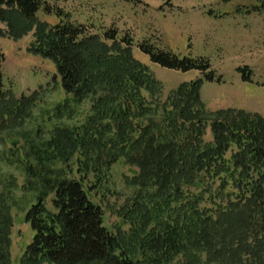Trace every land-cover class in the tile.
<instances>
[{"label": "trees", "instance_id": "trees-1", "mask_svg": "<svg viewBox=\"0 0 264 264\" xmlns=\"http://www.w3.org/2000/svg\"><path fill=\"white\" fill-rule=\"evenodd\" d=\"M40 11L53 12L44 0H0V25L7 26L0 37L17 41L35 30L30 52L52 61L63 90L80 104L92 99V110L83 126L57 128L51 140L30 146L37 163L27 169L29 190L39 193L26 213L33 239L21 264H264V118L209 120L176 100L165 115L169 125L153 131L146 120L159 105L143 95L153 82L131 56L133 40L114 29L94 35L62 12L58 24L42 23ZM138 48L162 68L216 81L206 59L147 40ZM4 63L0 47V125L29 119L40 100L38 92L15 99L6 91ZM208 124L211 143L204 139ZM167 137V146H156ZM77 152L86 172L100 174L122 159L138 167V189L120 213L129 234L109 231L83 182L48 166L68 165ZM51 194L53 210L46 205ZM12 227L11 205L1 194L0 264H11Z\"/></svg>", "mask_w": 264, "mask_h": 264}, {"label": "rangeland", "instance_id": "rangeland-1", "mask_svg": "<svg viewBox=\"0 0 264 264\" xmlns=\"http://www.w3.org/2000/svg\"><path fill=\"white\" fill-rule=\"evenodd\" d=\"M44 1L53 12L40 11L37 18L42 23L58 24V14L62 12L64 20L84 25L94 35L102 37L114 29L120 37L133 40L131 56L147 68L153 82L143 95L148 103L159 105L156 113L146 120L153 131L169 125L171 118L165 115L172 111L169 107L176 100L178 107L184 106L186 112H199L209 120L230 114L264 118V0ZM0 28L7 33L6 25L1 24ZM35 34L33 30L17 41L8 35L0 37L5 54L6 91L15 99L33 92L40 95L29 119L9 120L8 124L0 125V195L8 198L13 217L11 264H21L33 239L25 217L39 190H29L27 169L37 163L30 146L51 140L57 128L83 126L92 110V99L80 104L63 90L52 61L30 52ZM146 40L160 48H170L180 56L208 60L216 81L205 82L196 71L184 73L154 64L138 48ZM245 77H250V81L246 82ZM176 114L174 120H179V109ZM204 139L213 142L209 124ZM169 140L160 138L156 146L162 143L165 147ZM78 160L77 152L68 165L51 160L48 166L63 175L66 173L65 177L83 182L91 200L101 206L104 225L109 231L129 234V225L120 213L138 189V167L122 159L101 168L99 174L93 169L86 172ZM53 197L51 194L46 201L49 210H53Z\"/></svg>", "mask_w": 264, "mask_h": 264}]
</instances>
